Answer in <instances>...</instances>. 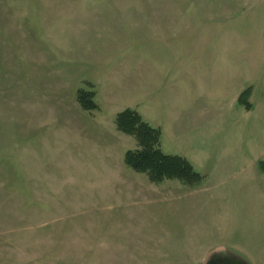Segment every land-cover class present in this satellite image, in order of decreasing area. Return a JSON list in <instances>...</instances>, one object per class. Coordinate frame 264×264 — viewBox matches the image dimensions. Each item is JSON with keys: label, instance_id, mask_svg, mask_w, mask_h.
I'll return each instance as SVG.
<instances>
[{"label": "rangeland", "instance_id": "374dc122", "mask_svg": "<svg viewBox=\"0 0 264 264\" xmlns=\"http://www.w3.org/2000/svg\"><path fill=\"white\" fill-rule=\"evenodd\" d=\"M127 108L198 182L126 165ZM0 153L6 264H264V0H0Z\"/></svg>", "mask_w": 264, "mask_h": 264}, {"label": "trees", "instance_id": "16d2710c", "mask_svg": "<svg viewBox=\"0 0 264 264\" xmlns=\"http://www.w3.org/2000/svg\"><path fill=\"white\" fill-rule=\"evenodd\" d=\"M248 96L249 88L244 90L238 99L240 103H245L247 109L250 108ZM93 98L92 91L79 90L77 93V101L84 110L97 108ZM115 125L120 132L133 136L137 141L138 147L127 150L124 155V161L131 169L145 173L154 183L165 179H178L190 184L199 181L200 175L185 158L162 152L160 129L149 125L137 111L127 108L117 113ZM258 165L264 170L263 162L260 161Z\"/></svg>", "mask_w": 264, "mask_h": 264}, {"label": "water", "instance_id": "95a60500", "mask_svg": "<svg viewBox=\"0 0 264 264\" xmlns=\"http://www.w3.org/2000/svg\"><path fill=\"white\" fill-rule=\"evenodd\" d=\"M222 255H225L224 257H228L232 261L239 260L235 255L225 252L224 247L217 246L212 248L210 251H208L204 259L202 260L201 264H210L212 262L213 264H232L231 262L224 260L222 258Z\"/></svg>", "mask_w": 264, "mask_h": 264}, {"label": "crops", "instance_id": "0c3cea01", "mask_svg": "<svg viewBox=\"0 0 264 264\" xmlns=\"http://www.w3.org/2000/svg\"><path fill=\"white\" fill-rule=\"evenodd\" d=\"M1 154V153H0ZM5 238H4V236L2 235V233H1V231H0V247H3V245L5 244ZM15 258L14 257H10L9 258V262H10V264H11V261H13ZM21 257L19 256L18 258H16L15 259V261L14 262H20L21 260ZM5 257L4 258H2V256L0 255V264H6L5 263Z\"/></svg>", "mask_w": 264, "mask_h": 264}, {"label": "flooded vegetation", "instance_id": "af4514ba", "mask_svg": "<svg viewBox=\"0 0 264 264\" xmlns=\"http://www.w3.org/2000/svg\"><path fill=\"white\" fill-rule=\"evenodd\" d=\"M210 264H213V262H212V263H210Z\"/></svg>", "mask_w": 264, "mask_h": 264}]
</instances>
